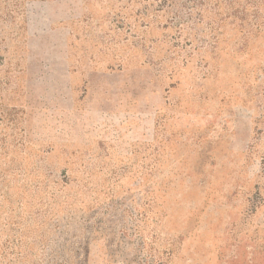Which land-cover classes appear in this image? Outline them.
Returning <instances> with one entry per match:
<instances>
[{
	"label": "rangeland",
	"instance_id": "374dc122",
	"mask_svg": "<svg viewBox=\"0 0 264 264\" xmlns=\"http://www.w3.org/2000/svg\"><path fill=\"white\" fill-rule=\"evenodd\" d=\"M0 264H264V0H0Z\"/></svg>",
	"mask_w": 264,
	"mask_h": 264
}]
</instances>
